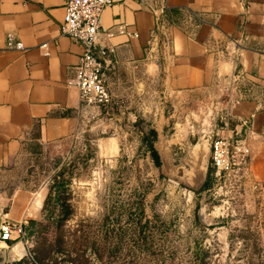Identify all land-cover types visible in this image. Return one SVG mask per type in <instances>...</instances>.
I'll return each instance as SVG.
<instances>
[{"label":"crops","instance_id":"obj_1","mask_svg":"<svg viewBox=\"0 0 264 264\" xmlns=\"http://www.w3.org/2000/svg\"><path fill=\"white\" fill-rule=\"evenodd\" d=\"M65 3L0 0L3 220L29 232L32 221L43 217L48 186L31 189L28 178L13 176L30 147L87 134V150L103 143L116 151L122 123L140 131L142 144L149 145L145 138L151 131L160 143L167 121L159 99L167 96L220 108L217 116L224 125H215L205 137L242 133L251 149V175L264 184V0H113L103 15L102 41L111 49L106 58L109 89L125 109L111 121L100 117L101 108L84 106L79 90L69 84L82 48L61 32ZM107 32L113 35L107 38ZM149 120L156 124L145 129ZM106 129L108 139L102 138ZM172 144L180 143L169 142L167 151H173ZM154 148L162 165L163 155Z\"/></svg>","mask_w":264,"mask_h":264},{"label":"rangeland","instance_id":"obj_2","mask_svg":"<svg viewBox=\"0 0 264 264\" xmlns=\"http://www.w3.org/2000/svg\"><path fill=\"white\" fill-rule=\"evenodd\" d=\"M116 100L118 106L101 109L105 121L125 109ZM159 102L167 121L160 143L151 131L149 145L142 144L140 131L122 123L116 151L103 143L87 150L91 138L84 134L24 153L13 176L28 178L31 189H50L64 171L73 214L58 228V210L44 211L24 240L0 247V264H264V184L251 175L250 161L221 175L211 161L215 138L205 135L224 125L220 108L168 96ZM109 137L106 129L102 138ZM174 141L181 145L167 151ZM150 144L163 155L161 166ZM209 174L211 186L201 190Z\"/></svg>","mask_w":264,"mask_h":264},{"label":"built area","instance_id":"obj_3","mask_svg":"<svg viewBox=\"0 0 264 264\" xmlns=\"http://www.w3.org/2000/svg\"><path fill=\"white\" fill-rule=\"evenodd\" d=\"M165 3L168 0H163ZM113 0H66L61 32L82 48L75 76L69 84L79 90L86 107L105 110L119 105L112 95L106 75V58L111 53L102 41L103 15ZM165 6L158 11L163 13ZM113 34L105 33L110 38ZM19 49L22 44H17ZM237 83V79L235 78ZM247 127V126H246ZM251 149L241 133L235 138H219L211 142V161L217 175L229 173L248 165ZM26 231L21 224L3 220L0 242L24 240Z\"/></svg>","mask_w":264,"mask_h":264},{"label":"trees","instance_id":"obj_4","mask_svg":"<svg viewBox=\"0 0 264 264\" xmlns=\"http://www.w3.org/2000/svg\"><path fill=\"white\" fill-rule=\"evenodd\" d=\"M152 136L154 139L157 137L156 132L152 131ZM146 141H149L148 138H145ZM150 153L152 158L154 159L157 166H161V162L158 156V152L155 150L154 146L150 144ZM211 173V172H209ZM64 171L60 172L55 180L53 181V184L50 186L48 196L45 200L44 211H49L50 216L58 210L57 218H56V225L58 228L62 227L65 222H67L72 214H73V208L71 204V191L69 188L70 184V178L66 179L63 177ZM211 180L210 174L208 175V180L204 184L203 188L201 190L209 189L211 186ZM32 226L29 231V233H32L34 231L35 226L38 224L36 221H32ZM15 264H28L25 261H21Z\"/></svg>","mask_w":264,"mask_h":264},{"label":"water","instance_id":"obj_5","mask_svg":"<svg viewBox=\"0 0 264 264\" xmlns=\"http://www.w3.org/2000/svg\"><path fill=\"white\" fill-rule=\"evenodd\" d=\"M2 223H3V216H2V214L0 213V238H1V228H2ZM27 233H28V232H26V236H27Z\"/></svg>","mask_w":264,"mask_h":264},{"label":"bare ground","instance_id":"obj_6","mask_svg":"<svg viewBox=\"0 0 264 264\" xmlns=\"http://www.w3.org/2000/svg\"><path fill=\"white\" fill-rule=\"evenodd\" d=\"M1 244H2V245H1ZM1 244H0L1 247H3V246L6 247V246H7L4 242H2ZM13 250H14V249H13Z\"/></svg>","mask_w":264,"mask_h":264}]
</instances>
